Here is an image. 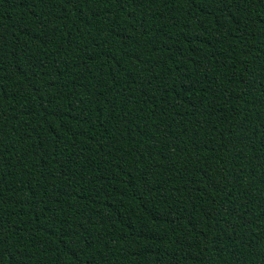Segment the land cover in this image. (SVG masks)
Returning <instances> with one entry per match:
<instances>
[{
	"label": "trees",
	"instance_id": "1",
	"mask_svg": "<svg viewBox=\"0 0 264 264\" xmlns=\"http://www.w3.org/2000/svg\"><path fill=\"white\" fill-rule=\"evenodd\" d=\"M0 264H264V0H0Z\"/></svg>",
	"mask_w": 264,
	"mask_h": 264
}]
</instances>
